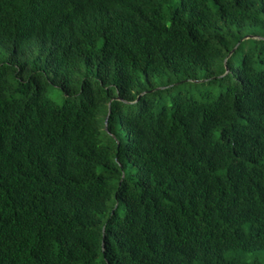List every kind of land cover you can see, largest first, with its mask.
Returning <instances> with one entry per match:
<instances>
[{
	"label": "trees",
	"instance_id": "1",
	"mask_svg": "<svg viewBox=\"0 0 264 264\" xmlns=\"http://www.w3.org/2000/svg\"><path fill=\"white\" fill-rule=\"evenodd\" d=\"M0 264H264V0H0Z\"/></svg>",
	"mask_w": 264,
	"mask_h": 264
},
{
	"label": "rangeland",
	"instance_id": "2",
	"mask_svg": "<svg viewBox=\"0 0 264 264\" xmlns=\"http://www.w3.org/2000/svg\"><path fill=\"white\" fill-rule=\"evenodd\" d=\"M51 98H55V94L53 92H50ZM57 101L60 103V98H57Z\"/></svg>",
	"mask_w": 264,
	"mask_h": 264
}]
</instances>
